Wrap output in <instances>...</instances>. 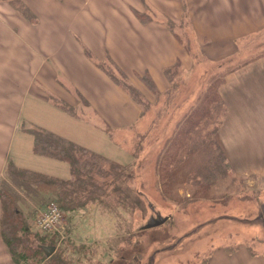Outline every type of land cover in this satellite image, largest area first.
<instances>
[{"label":"rangeland","instance_id":"1","mask_svg":"<svg viewBox=\"0 0 264 264\" xmlns=\"http://www.w3.org/2000/svg\"><path fill=\"white\" fill-rule=\"evenodd\" d=\"M38 1L42 12L56 16L57 23L65 20L57 12L65 6L60 4V9H57L53 3ZM22 2L29 8L25 0ZM263 5L264 0L259 1L258 9L261 10ZM15 12L30 23L40 20L36 13L23 10L12 0H0V14H7L13 24H19V19L13 15ZM258 14L257 19L260 20L261 12ZM148 15L151 19L154 17L152 12L146 11L141 13L142 20H146ZM183 19L181 24L175 23L172 30L179 35L181 44L192 57L191 69H183L179 59L178 64L170 68L174 75L173 86L163 93L152 89L151 75L144 74L142 83L149 90L145 88L144 115L140 124L120 132L122 136L115 132H100L97 142L91 141L95 151L118 163L129 166L134 163L130 169L133 177L129 185L143 194V205L130 209L126 204L124 208L122 202L117 201L116 194H106L103 195L106 202H103L108 210L92 203L86 207L85 213L78 212L79 215L64 212L63 224L68 228V235L55 237L59 249L55 255L72 258L71 264H207L216 248L232 253L238 245H245L255 253L264 252V82L258 81L257 88L253 80L241 84L237 78L231 80L227 77L233 72L264 75V26L259 31L245 33L259 25H251L249 20L242 19L238 28L244 33L237 34V27L228 19L220 18L226 25L217 27V32L211 33V39L201 42L191 20L185 18V14ZM163 20L167 26L172 22L167 17ZM229 32H235V35L218 41L222 34ZM100 63L107 66L122 86L127 88L136 83L125 78L110 58L104 57ZM214 84H218L225 114L220 119L215 115L209 122L205 121L206 127L210 128L207 135L209 137L212 131L216 132L232 169L230 167L229 173L216 179L210 188L199 185L202 180L193 172L189 173L188 176H193L194 180L175 184L173 199H163L159 179L163 171L160 168L167 166L164 162L159 167V160L169 152H175L172 148H177V144L173 139L183 137L182 129L190 128L195 121L199 126L203 124L202 111H194L202 107L206 96L211 100L215 93ZM225 85L232 86L226 95L223 94ZM217 100L220 102L218 96ZM187 118L190 121H186ZM199 126L196 129L202 128ZM11 160L9 158V165L14 164ZM42 160L30 158L32 164L41 163L51 168V163L46 164ZM68 166L66 161H60L58 172L47 173L68 178L71 175ZM181 173L186 172L183 169L177 172ZM176 193L187 200L181 202ZM149 200L154 204L155 212L148 206ZM159 215L169 218L163 224L143 229L151 217ZM109 238L112 239L110 243ZM121 254L125 256L123 259ZM37 264H49V261L41 259Z\"/></svg>","mask_w":264,"mask_h":264},{"label":"crops","instance_id":"2","mask_svg":"<svg viewBox=\"0 0 264 264\" xmlns=\"http://www.w3.org/2000/svg\"><path fill=\"white\" fill-rule=\"evenodd\" d=\"M45 1L57 9L60 4L65 6L57 11L65 19L63 22L57 23L56 16L43 13L38 0H25L40 18L35 24L18 12L13 15L19 24H13L7 14H0V183L7 178L9 158L20 168L71 178L68 161L35 152L31 132L34 127L48 129L94 150L91 141L97 142L100 132L122 136L120 132L140 124L143 105L100 63L104 57L115 62L114 66L125 78L136 82L132 85L144 97L145 88L148 89L142 83L144 74L151 75L157 90L163 93L173 86L170 68L179 59L183 69L192 67L191 55L172 30L175 23L183 22L184 14L201 42L211 39L217 27L226 25L220 18L237 27V34L244 33L238 28L242 19L259 25L245 33L259 31L264 26V5L258 9L262 0ZM146 11L154 17L148 15L142 20L141 13ZM258 12H261L260 20ZM164 17L174 24L167 26ZM230 32L222 34L218 41L231 39L235 32ZM139 74L143 75L138 78ZM227 77L244 84L253 80L257 88L258 81L264 82V75L256 73L233 72ZM223 87L226 95L232 86ZM34 157L51 163V168L32 164L30 158ZM60 161L69 164L68 178L47 173L58 172ZM85 211L80 209L73 214ZM243 247L238 245L232 253L216 248L207 264H264V252L255 253ZM0 264H15L2 238L1 203Z\"/></svg>","mask_w":264,"mask_h":264},{"label":"trees","instance_id":"3","mask_svg":"<svg viewBox=\"0 0 264 264\" xmlns=\"http://www.w3.org/2000/svg\"><path fill=\"white\" fill-rule=\"evenodd\" d=\"M12 3L32 12L22 0H12ZM150 83L152 89H157L153 80H150ZM217 85L214 84L215 93L211 96V100L206 96L202 107L194 111V113L198 110L202 111L203 124L200 125L202 128L196 129V126H199L198 121L193 122L190 128L183 127V137L173 139L174 144H177V148H172L175 152L173 154L169 152L164 155L167 158L163 157L164 159L159 160V167L164 162L166 163L164 166H167L160 168L163 171L159 177L162 187L160 194L163 199L167 197L173 199L172 190L175 189V184L180 185V182L185 183L188 179L193 181L194 177L188 176L189 173L193 172L196 178L202 180L199 185L210 188L216 179L230 171V159L223 144L214 131L208 137L210 128L205 125V121L209 122L215 115L220 119L225 114L224 101L218 93ZM127 89L137 102L144 105V97L137 88L128 85ZM202 99L203 97L200 103ZM186 121H190V118ZM31 132L34 134L35 152L68 161L72 175L69 179H62L10 164L8 178L0 184L2 238L15 264H37L41 259L48 260L49 264H71L72 258L57 256L56 251L46 256L40 245L55 244L57 235H45L34 230L32 222L36 211L49 201H55L66 213L86 210V207L92 203L107 209L103 202H106L103 199V195L106 194L108 196L116 194L117 201L122 202L124 208L126 204L130 209L140 207L144 202L143 194L129 185L133 177L130 169L134 163L130 166L120 164L102 153L88 149L45 128L34 127ZM194 132L197 133L194 135ZM182 169L186 173L177 174ZM178 193L176 196L181 202L187 200L179 197ZM148 206L156 211L152 201H148ZM109 239L110 243L112 239ZM124 257V254H121V259Z\"/></svg>","mask_w":264,"mask_h":264},{"label":"built area","instance_id":"4","mask_svg":"<svg viewBox=\"0 0 264 264\" xmlns=\"http://www.w3.org/2000/svg\"><path fill=\"white\" fill-rule=\"evenodd\" d=\"M63 222V211L56 202H50L47 208L37 216V226L43 231L59 229Z\"/></svg>","mask_w":264,"mask_h":264},{"label":"water","instance_id":"5","mask_svg":"<svg viewBox=\"0 0 264 264\" xmlns=\"http://www.w3.org/2000/svg\"><path fill=\"white\" fill-rule=\"evenodd\" d=\"M262 208H263V213H264V204H262ZM169 217L168 216H157V217H151L149 219V221L143 226V229H146V228H151V227H155V226H158L160 224H163L167 221ZM45 254L47 256H50L55 250H56V246L55 245H47V244H41L40 245Z\"/></svg>","mask_w":264,"mask_h":264}]
</instances>
